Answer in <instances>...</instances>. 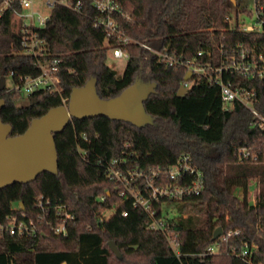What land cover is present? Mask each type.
<instances>
[{
    "label": "trees",
    "instance_id": "1",
    "mask_svg": "<svg viewBox=\"0 0 264 264\" xmlns=\"http://www.w3.org/2000/svg\"><path fill=\"white\" fill-rule=\"evenodd\" d=\"M5 1L0 0V78L4 70L7 75L13 71L38 76L39 61L57 58L61 79L59 93L38 91L24 96L9 87L0 93L6 101L1 118L12 126L11 136L24 134L34 119L62 106L73 88L84 86L91 77L97 78L103 99L120 95L137 76L156 82L158 88L145 103L156 120L154 125L138 128L107 117L74 119L55 136L58 175L46 172L32 183L0 189L1 225L6 227L17 217L40 227L36 237L12 236L0 229V264H248L237 256L245 244L256 247L253 262L264 263V121L239 101L224 108L217 84L198 82L178 96L186 67H168L139 45L126 46L127 66L118 74L107 60L110 50L122 45L94 27L100 14L93 0H80L81 13L55 5L47 24L32 29L44 41L46 55H27L24 38L29 34L13 30V15L23 12L20 0H12L7 7ZM254 1L255 6H264V0ZM118 3L122 14L115 17L125 37L214 67L220 66L222 57L244 50L249 59L263 58L264 69V26L260 32H245L238 23L228 21L247 11L241 0ZM223 80L234 89L253 93L252 107L264 119V75L250 79L234 72L224 74ZM186 154L204 173V190L182 202L155 203L154 218L135 208L132 199L121 198V186L108 176L113 160L124 162L125 171L149 174L160 169L165 173ZM253 184L255 203L251 202ZM40 197L51 203L43 222L37 205ZM57 205H66L75 216L67 236L54 231ZM170 206L176 213L172 217L166 209ZM154 220L164 222L165 232L150 228ZM218 228L224 233L239 230V235L210 254ZM110 241L117 245L121 259L109 247Z\"/></svg>",
    "mask_w": 264,
    "mask_h": 264
},
{
    "label": "built area",
    "instance_id": "2",
    "mask_svg": "<svg viewBox=\"0 0 264 264\" xmlns=\"http://www.w3.org/2000/svg\"><path fill=\"white\" fill-rule=\"evenodd\" d=\"M12 0H6L5 6H9ZM23 12H16L14 15L21 23L18 31L21 29L23 33L29 34L24 38L25 54L34 57L45 56V43L37 39L32 29L35 27H44L49 21L50 15H41L37 17L33 10L34 0H20ZM62 5L67 9L81 13L83 4L80 0H48L47 5L53 9L55 5ZM93 7L100 14L94 21V27L104 31L108 38H115L120 42V45L110 50L113 56L117 59H125L128 61L129 53L126 46L129 44L139 45L140 47L155 54L160 62L168 67L185 66L187 73H192L193 77L189 81L182 82L181 87L188 89V91L198 82H205L209 84H217L221 89V99L224 108L229 109L236 101L241 102L246 107L250 108L253 114L261 121L264 119L254 110L251 103L253 93L243 92L239 89H234L231 82L223 80L224 74L240 73L245 78L263 77L264 69L260 66L263 58L260 61L256 59H249L244 50L234 53L231 56H224L221 58L220 66L214 67L210 64H198V59L193 61H185L166 50H159L143 41L132 40L123 35L119 23L115 16L122 14V9L118 0H93ZM257 21L254 26L241 29L245 32H260L264 26V6H255ZM13 15V16H14ZM29 20L30 22H26ZM232 23V18H228ZM199 57L203 56V52H199ZM60 60L57 58L48 59L45 62L39 61L40 74L38 76H23L11 72L7 75V86L10 91L17 92L24 96H30L38 91H47L51 93L60 92L61 79L59 76ZM10 78L11 84H8ZM69 99L63 100V105L67 106ZM242 152L246 157L250 153L243 149ZM254 157V156H253ZM256 159V156H255ZM119 160H113L108 168V176L121 186L119 196L123 199H132L133 206L140 208L148 213L150 217L154 218L153 205L162 200L172 202H182L183 200L192 196L200 195L205 187L204 173L194 165L192 157L188 154L183 155L178 162L169 170L163 173L160 169L151 170L149 174L141 170L132 171L124 170ZM171 182V183H170ZM106 198L102 197V201ZM164 205V203H162ZM41 210L39 220L43 222L50 211L51 203L49 200H44L40 197L37 202ZM58 217V224L54 228L55 234L67 236L69 226L75 223V216L68 211L66 205H57L53 208ZM123 216L127 217L128 212L124 211ZM152 230L165 232V224L163 221L154 220L151 227ZM2 231H8L12 236L19 237H36L40 232V227H37L33 220L26 222L19 220L17 217H12L8 226L0 224ZM239 235V230H230L224 233L216 243L211 246L208 252L217 253L221 245L227 241L228 238ZM170 237V236H168ZM171 240V238H170ZM173 244V243H172ZM174 249L178 253L177 246L173 244ZM256 250L254 245L245 244L237 256L248 264H255L253 262V254ZM264 264V263H258Z\"/></svg>",
    "mask_w": 264,
    "mask_h": 264
},
{
    "label": "water",
    "instance_id": "3",
    "mask_svg": "<svg viewBox=\"0 0 264 264\" xmlns=\"http://www.w3.org/2000/svg\"><path fill=\"white\" fill-rule=\"evenodd\" d=\"M192 77V73H188L185 81ZM6 86L7 74L4 70L0 78V93ZM157 88L156 82L137 76L120 95L103 99L97 91V78L91 77L84 86L73 88L67 106L52 108L42 117L34 119L28 130L18 136H11L12 126L2 121L1 111L6 101L0 97V189L18 183H32L46 172L58 175L59 155L55 136L74 119L107 117L138 128L154 125L156 120L147 112L145 103L157 93ZM187 93L188 89L181 87L178 96ZM20 205L24 207L23 203ZM223 235L224 230L218 228L213 240L217 241ZM109 247L119 259L122 258L114 241L109 242Z\"/></svg>",
    "mask_w": 264,
    "mask_h": 264
},
{
    "label": "rangeland",
    "instance_id": "4",
    "mask_svg": "<svg viewBox=\"0 0 264 264\" xmlns=\"http://www.w3.org/2000/svg\"><path fill=\"white\" fill-rule=\"evenodd\" d=\"M47 1L48 0H34V7L33 10L37 13L36 14V21H37V17L39 16V14L45 16V15H50L52 9L48 7L47 5ZM241 4L244 7H247V11L244 13H241L238 18L233 16L232 17V24H237L241 29H246L247 27H251L254 26V24L257 21V16H256V7H255V1L254 0H241ZM18 18L14 15L12 18V22H13V30L14 31H18L21 23L17 20ZM26 22H30L29 20H25ZM107 65L118 72V74H122L127 66V60L125 59H117L113 56V54L111 52H109L108 54V60H107ZM8 84H11V80L10 78L8 79ZM27 101H24L23 104H26ZM249 151L252 154V148L249 149ZM253 155V154H252ZM254 157H252L255 160V155H253ZM256 184H253L251 186L250 192H251V202L255 203L256 202ZM241 194V193H239ZM169 212L168 215L170 217L176 215V213L174 212L173 206L167 207L166 208ZM110 211H106L105 214L108 216L110 215Z\"/></svg>",
    "mask_w": 264,
    "mask_h": 264
},
{
    "label": "crops",
    "instance_id": "5",
    "mask_svg": "<svg viewBox=\"0 0 264 264\" xmlns=\"http://www.w3.org/2000/svg\"><path fill=\"white\" fill-rule=\"evenodd\" d=\"M18 20V19H17Z\"/></svg>",
    "mask_w": 264,
    "mask_h": 264
}]
</instances>
